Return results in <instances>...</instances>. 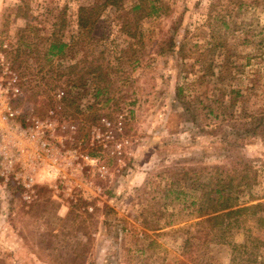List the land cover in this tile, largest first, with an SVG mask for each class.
I'll return each instance as SVG.
<instances>
[{
    "label": "rangeland",
    "instance_id": "374dc122",
    "mask_svg": "<svg viewBox=\"0 0 264 264\" xmlns=\"http://www.w3.org/2000/svg\"><path fill=\"white\" fill-rule=\"evenodd\" d=\"M95 1L0 0V58L23 90L17 109L54 122L69 155L99 160L84 164L82 187L43 185L31 203L0 177V264H232L231 246L203 241L193 203L206 168L238 155L258 172L243 199L264 198V0H152L161 9L132 41L119 30L124 5L95 38L48 55L55 15ZM101 53L105 80L84 63L71 70ZM95 187L97 199L84 198ZM230 237L243 242L245 231Z\"/></svg>",
    "mask_w": 264,
    "mask_h": 264
},
{
    "label": "trees",
    "instance_id": "16d2710c",
    "mask_svg": "<svg viewBox=\"0 0 264 264\" xmlns=\"http://www.w3.org/2000/svg\"><path fill=\"white\" fill-rule=\"evenodd\" d=\"M128 4L131 5L129 13L124 18L126 21L123 22L120 19L119 30L131 41L135 40L138 33L136 27L140 21L158 15L160 5L158 6L152 0H96L92 5L76 7L71 15L68 14L69 6L55 15L60 21L57 24L60 31L57 30L54 33V39L51 40L48 48V55H62L66 49L77 48V43L81 42L84 37L95 38L93 33L100 28L102 21L106 23L103 19L108 10H119ZM68 28L70 30L67 32ZM76 29L78 36L74 35ZM112 35L113 33L105 34L102 40L107 41ZM96 41V43L101 42L98 39ZM131 44L134 51L137 45ZM104 55L105 53H101V57H93L91 61L86 55L84 61L77 60L76 64L71 66V70L73 72L82 71L79 65L84 63L85 67L89 66L90 74H93L97 80L103 81L106 76L110 75L106 71L109 66H104ZM98 91L100 92L99 89ZM68 95L61 101L65 103V106L72 101L71 95L70 97ZM235 158L236 161H234ZM229 160L232 162L228 166L216 165L206 168L210 175L209 181L202 186L199 201L193 203L197 207L196 216L201 219L198 224L205 226L202 239L207 244L231 246L232 264H264L261 259L264 241L259 234L254 233L255 227L264 229V198L250 194L246 201L243 199L244 194L250 193L258 183V172L244 156L230 157ZM249 220H254L256 226L246 227L245 224ZM234 229L245 231L243 242L231 241L230 236Z\"/></svg>",
    "mask_w": 264,
    "mask_h": 264
},
{
    "label": "built area",
    "instance_id": "2783aa9c",
    "mask_svg": "<svg viewBox=\"0 0 264 264\" xmlns=\"http://www.w3.org/2000/svg\"><path fill=\"white\" fill-rule=\"evenodd\" d=\"M8 69L0 58V177L13 182L28 203L38 198L43 185L58 192L73 184L82 187L84 164L97 166L98 158L82 153L69 155L66 138L57 134L56 124L50 119L23 118L16 107L23 90L15 74L6 78ZM72 155L74 158H70ZM95 192L96 187L84 198L97 199Z\"/></svg>",
    "mask_w": 264,
    "mask_h": 264
}]
</instances>
